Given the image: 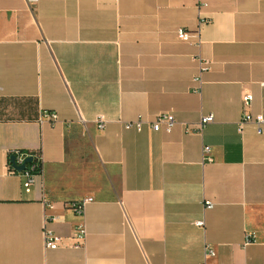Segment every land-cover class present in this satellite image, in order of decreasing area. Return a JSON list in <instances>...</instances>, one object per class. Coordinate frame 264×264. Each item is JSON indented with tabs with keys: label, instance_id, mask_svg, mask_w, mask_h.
<instances>
[{
	"label": "crops",
	"instance_id": "crops-1",
	"mask_svg": "<svg viewBox=\"0 0 264 264\" xmlns=\"http://www.w3.org/2000/svg\"><path fill=\"white\" fill-rule=\"evenodd\" d=\"M199 2L0 0V264H201L207 245L206 264H264V125L237 131L264 114V0ZM166 113L169 133L146 124ZM15 151L40 153L28 191Z\"/></svg>",
	"mask_w": 264,
	"mask_h": 264
},
{
	"label": "built area",
	"instance_id": "built-area-1",
	"mask_svg": "<svg viewBox=\"0 0 264 264\" xmlns=\"http://www.w3.org/2000/svg\"><path fill=\"white\" fill-rule=\"evenodd\" d=\"M29 3H33L35 0H26ZM193 1L197 4L198 9H203L204 7H206V5L202 2H199V0H190ZM204 23V22H201ZM177 39L182 41V42H186V43H192L196 48L199 47L200 45V39H199V31H196L195 33H187L183 30H178L177 32ZM192 60L196 63L197 65V74L192 78V84L194 85V90L195 91H199L203 81H202V75L204 73H206L207 71H209L210 69V61L202 59L200 56H196L194 58H192ZM261 87L264 88V83L261 84ZM252 100V96L250 93L248 92H244L241 95V103L242 106L244 107H248L251 103ZM47 121L49 123H54L57 120V116L55 113L52 112H44L41 114L40 116V123L43 121ZM212 122V117L206 116L203 117L197 128H195L193 131L194 132H199L206 124ZM96 126L98 130H102L104 127V121L103 118L101 116H98L96 118ZM145 124L144 122H142L141 120L137 119L131 123L126 124V129H134L135 131H140L142 125ZM147 125H149V127L151 128L152 131H164L165 133H169L171 131V129L174 127V125L176 124L175 119L173 118V116L171 114H159L157 115L154 120L150 123H146ZM246 124H252L255 126L256 129V133L259 134L261 132V128L264 125V114H257V115H249V114H242L239 118V121L237 123V131L238 133H241L242 128L244 125ZM185 132L186 133H190L191 131L187 128L184 127ZM204 155H208L209 153V148L208 147H203L202 150ZM13 157L14 158V164L16 165H20L22 164L23 160L31 157L32 160L30 163H32L31 166L27 164H25V168L23 171L21 172H16L11 163H10V158ZM9 158V162H8V171L10 173L13 174H17L20 175L22 177V188L24 189V191H28L29 188L32 185V179L33 176L35 174H33L32 172L37 168L40 169V162H41V157H40V153H22V152H18L15 151L14 153H12V155ZM208 162H211V159L208 158V156L206 157ZM89 202H91V199H84L78 202H74L70 204V208L73 210L74 214L77 216H82L83 215V211H84V207L85 205H87ZM204 209H210L211 208V203L210 202H204ZM194 225L198 228L203 229L204 227V222L201 221H196L194 223ZM45 226V224H44ZM42 235H43V241H44V246L47 249H56L59 246L60 243V238L55 236L50 230H48L47 228L43 227L42 230ZM76 237L78 239H83L85 237V229L83 224L79 225L76 229ZM253 236L252 235H247V237L245 238V244H249L252 240ZM214 251L207 245L204 248V259L203 262L201 264H206L205 261L206 259H211L214 257Z\"/></svg>",
	"mask_w": 264,
	"mask_h": 264
},
{
	"label": "water",
	"instance_id": "water-1",
	"mask_svg": "<svg viewBox=\"0 0 264 264\" xmlns=\"http://www.w3.org/2000/svg\"><path fill=\"white\" fill-rule=\"evenodd\" d=\"M31 160H32V158H31V157H28V158H26V159L23 160L22 164H20V165H16V164H14V158L11 157V158H10V163H11L13 169H14L16 172H21V171L24 170V168H25V164L31 162Z\"/></svg>",
	"mask_w": 264,
	"mask_h": 264
},
{
	"label": "trees",
	"instance_id": "trees-1",
	"mask_svg": "<svg viewBox=\"0 0 264 264\" xmlns=\"http://www.w3.org/2000/svg\"><path fill=\"white\" fill-rule=\"evenodd\" d=\"M8 162H9V159H8ZM28 165L31 166L32 163L29 162ZM39 172H40V169L39 168L38 169L36 168L32 173L35 174V175H37V174H39Z\"/></svg>",
	"mask_w": 264,
	"mask_h": 264
}]
</instances>
